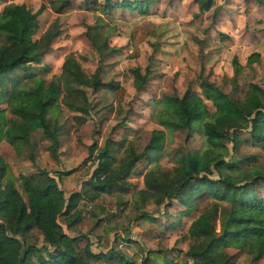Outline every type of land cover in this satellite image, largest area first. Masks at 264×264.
<instances>
[{"label": "trees", "instance_id": "16d2710c", "mask_svg": "<svg viewBox=\"0 0 264 264\" xmlns=\"http://www.w3.org/2000/svg\"><path fill=\"white\" fill-rule=\"evenodd\" d=\"M112 1L105 0L103 6L139 14L147 13L152 3V0H119L115 4ZM257 2L264 5V0ZM92 3L94 7L101 5L98 0ZM212 3L213 0H199L198 7L200 11L209 10ZM54 8L57 13H66L72 9L71 0H62ZM42 10L33 12L23 3H8L2 8L0 104L6 102L7 106L0 107V143L7 142L19 153L22 147H30L31 135L42 130L51 142L53 158L58 160L60 132L54 126L52 114L60 110L59 101L87 114L88 98L82 87L107 91L119 96L118 99L124 90L118 82H102L98 71L87 77L72 54L64 60L59 75L49 82L40 77L35 65L40 64L50 41L58 34L49 30L41 39H33ZM85 35L101 56L118 51L108 46V35L95 27H88ZM234 63L238 73L240 67ZM134 73L141 79L140 90L145 79L138 70ZM200 87L214 107L209 120L205 119L207 107L203 97L190 89L180 97L168 95L158 101L161 108L155 116L163 128L189 131L174 156L176 165L170 170L154 164L141 171L146 163L152 162L151 152L161 148L164 132L160 130L153 131L140 153L130 147L127 139L106 140L96 154L97 166L80 191L73 189L75 169L59 172L57 180L44 169L17 176L0 154V264H189V259L192 264H234L225 252L227 248L246 251L256 260L264 258V195L260 194V189L264 191V171L255 165L245 166L247 160H255L254 156L235 161L227 160L225 154L226 143H232L233 147L240 144L236 131L249 128L257 143H264V99L254 86H250L243 99L230 96L205 79ZM199 123L206 148L193 153L189 146L195 139L190 129ZM94 148L90 146V153ZM124 176L143 178L144 189L133 194L141 200L139 209L144 208L148 199L155 205L178 201L185 207V215L197 214L188 227L194 244L189 251L178 253L180 262L170 261L161 250L144 251L137 243V252L131 257L115 248L94 252L88 242L80 246L82 240H89L88 235L67 233L80 220L79 203L94 202L117 188L123 191L119 180ZM59 215L66 216V229L59 224ZM143 217L151 216L146 213ZM99 228L104 233L110 231L102 220H98L95 230ZM34 229L41 235L44 248L29 242Z\"/></svg>", "mask_w": 264, "mask_h": 264}, {"label": "rangeland", "instance_id": "374dc122", "mask_svg": "<svg viewBox=\"0 0 264 264\" xmlns=\"http://www.w3.org/2000/svg\"><path fill=\"white\" fill-rule=\"evenodd\" d=\"M104 1L98 0L101 5L94 7L92 0H71L72 9L62 14L54 8L62 0L0 2V15L8 3H23L33 12L43 9L38 16L39 28L34 40L41 39L49 30L58 31L40 64L35 65L38 75L46 82L61 73L64 60L72 54L87 77L98 71L102 82H118L124 90L118 99L119 96L107 91L95 92L92 87H82L88 98L87 114L59 101L60 110L52 114L54 126L60 132L58 160L53 158L51 142L42 130L35 131L30 147H22L19 153L2 141L0 154L17 176L44 169L57 180L59 172L75 169L73 189L80 191L97 166L96 154L106 140L127 139L130 147L140 153L156 130L164 132V140L159 150L151 152L152 162L146 163L141 171L154 164L170 170L176 165L174 156L189 131L165 129L158 123L155 114L161 108L158 101L164 96L180 97L187 89L196 92L206 104L207 120L212 117L214 107L202 94L200 84L204 79L239 99L254 86L264 99V5L257 0H213L210 9L205 11H200L199 0H152L145 14L108 10L103 6ZM117 2L113 0L112 4ZM216 7L219 9L214 13ZM90 26L107 34L108 46L118 51L104 56L98 54L85 35ZM234 62L240 67L238 73ZM135 69L145 79L140 90L141 79L134 73ZM18 73L22 75V71ZM6 106V102L0 104L1 108ZM201 124L190 129L195 139L189 146L193 153L206 148ZM236 135L240 144L233 147L232 143H226V159L241 161L246 156H254L255 160H247L245 166L255 165L264 171V143L258 144L249 128L236 131ZM91 145L95 148L90 153ZM119 184L123 191L117 188L94 202L81 201L80 220L67 233L88 235L89 240H82L80 246L88 242L94 252L115 248L131 257L137 252V243L144 251L161 250L170 261L180 262L178 253L189 251L194 244L188 227L197 214L185 215V207L178 201L155 205L148 199L144 208L139 209L141 200L133 194L144 189L143 178L124 176ZM18 189L26 198L21 185ZM260 194L264 195L262 189ZM146 213L151 217H143ZM98 220L110 231L95 230ZM58 222L66 229L65 215H59ZM216 228L219 231V223ZM96 236L100 237L96 239ZM29 242L43 246L37 229L32 231ZM43 248L42 254L46 256ZM225 252L234 264H264V258L256 260L246 251L227 248ZM188 263L192 261L189 259Z\"/></svg>", "mask_w": 264, "mask_h": 264}, {"label": "built area", "instance_id": "2783aa9c", "mask_svg": "<svg viewBox=\"0 0 264 264\" xmlns=\"http://www.w3.org/2000/svg\"><path fill=\"white\" fill-rule=\"evenodd\" d=\"M88 207L91 208V204H88Z\"/></svg>", "mask_w": 264, "mask_h": 264}]
</instances>
